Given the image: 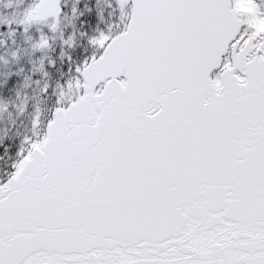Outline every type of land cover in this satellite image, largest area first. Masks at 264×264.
<instances>
[{"label": "snow or ice", "instance_id": "obj_1", "mask_svg": "<svg viewBox=\"0 0 264 264\" xmlns=\"http://www.w3.org/2000/svg\"><path fill=\"white\" fill-rule=\"evenodd\" d=\"M0 264H264V0H0Z\"/></svg>", "mask_w": 264, "mask_h": 264}]
</instances>
